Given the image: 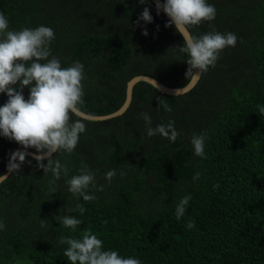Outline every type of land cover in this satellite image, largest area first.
<instances>
[{
	"label": "trees",
	"instance_id": "1",
	"mask_svg": "<svg viewBox=\"0 0 264 264\" xmlns=\"http://www.w3.org/2000/svg\"><path fill=\"white\" fill-rule=\"evenodd\" d=\"M207 3L215 6V19L189 26L190 33L231 32L238 39L192 91L164 95L139 82L123 115L106 121L71 116L86 130L72 153L54 156L66 165L67 176L52 184L51 172L44 174L26 156L20 172L0 184V221L6 225L0 230V264H71L63 255L68 246L59 239L80 238L85 230L103 241L102 250L142 264H264V114L258 109L264 106V0ZM145 7L152 22L137 25ZM0 13L8 18V30L40 25L54 30L51 55L62 67L75 61L84 66L81 111L87 114L118 111L134 77L150 76L172 88L192 79L186 77V55L172 49L183 46V36L174 25L165 26L169 18L157 14L150 0H0ZM23 95L28 98L27 87ZM158 98L171 112L159 107ZM7 99L0 93V106ZM141 113L149 114L153 128L174 121L177 140L148 137ZM201 132L208 137L206 158L196 156L190 142ZM20 148L0 135V175L7 173L9 154ZM82 165L95 174L90 202L73 196L65 182ZM113 169L109 182L105 174ZM185 195L192 199L177 220L174 204ZM78 203L82 215L67 211ZM64 215L82 223L65 228L55 219ZM190 220L192 229L186 226Z\"/></svg>",
	"mask_w": 264,
	"mask_h": 264
},
{
	"label": "clouds",
	"instance_id": "2",
	"mask_svg": "<svg viewBox=\"0 0 264 264\" xmlns=\"http://www.w3.org/2000/svg\"><path fill=\"white\" fill-rule=\"evenodd\" d=\"M141 4L145 0H140ZM157 14L163 12L170 18L166 27L175 26V30L184 38L183 46L174 47L179 53L185 54L187 65L186 77L197 79L208 68L215 67L220 52L226 47H235L237 36L234 33H219L210 31L199 36L189 32V26H197L202 21L215 19L216 9L207 0H165L163 4L157 0ZM149 9L144 8L136 24L140 21L152 22ZM8 18L0 13V93L7 94V101L0 106V135L9 140L16 141L24 149L34 148L36 153L32 158L37 161L38 168L44 174L51 172L55 184L61 174L67 176L66 165L54 156L58 152L72 153L79 141V136L86 130V125L80 120H71V116H79L81 106L84 104V90L82 81L85 79L84 66L79 61L70 66L62 67L60 59L51 55L50 44L55 39L54 30L40 25L36 28H22L19 31L8 30ZM147 36L146 29L142 32ZM49 57H51L49 59ZM198 69V72H194ZM29 89L28 98L23 95L24 88ZM159 99V98H158ZM159 107L166 112H171V107L166 101L159 99ZM259 112L264 114V106H258ZM145 122L148 137L159 135L175 142L180 133L175 128V122L169 120L167 124H158L153 128L151 117L148 113H141ZM207 133L193 134L191 145L194 154L206 158L204 148ZM27 151L16 150L9 154L7 172L19 173L21 165L25 162ZM47 160V164L43 163ZM31 163V161H28ZM121 176L125 173L121 172ZM116 176L115 169L108 171L105 178L111 182ZM9 176L0 175V183ZM200 179V173L193 175L195 182ZM68 191L75 197L83 198L90 202L95 197L89 194L91 185L96 188L95 174L82 165L78 175L67 179ZM219 185H214L218 187ZM103 186L96 190H102ZM192 199L185 195L175 202V217L180 220L186 212L187 205ZM81 215L85 209L82 203L76 209ZM65 228L75 230L82 223L75 216H55ZM46 224L41 219V227ZM187 228L192 229L194 222L189 221ZM6 225L0 221V230ZM60 244L68 247L63 251L71 264H142V261L133 257H123L115 250H102L103 241L90 230H85L80 238L60 237Z\"/></svg>",
	"mask_w": 264,
	"mask_h": 264
},
{
	"label": "water",
	"instance_id": "3",
	"mask_svg": "<svg viewBox=\"0 0 264 264\" xmlns=\"http://www.w3.org/2000/svg\"><path fill=\"white\" fill-rule=\"evenodd\" d=\"M154 5H156L157 0H150ZM159 2L161 4H163L164 2L162 0H159ZM161 12L167 17L169 18L164 12L163 10H161ZM170 19V18H169ZM190 32V31H189ZM198 69H194V72H198ZM203 74V73H202ZM202 74L197 78V79H191V81L189 82V84L183 88H172L169 87L165 84H163L162 82L158 81L157 79L150 77V76H145V75H141V76H137L132 78L128 84H127V96H126V101L123 104V106L116 112L109 114V115H105V116H95V115H90L87 114L83 111L80 112V115L78 117L85 119V120H89V121H106V120H110L116 117H119L121 115H123L130 107L131 103H132V99H133V90L134 87L139 83V82H146L150 85H152L154 88H156L159 92H161L164 95H170V96H181L184 94L189 93L190 91H192L196 85L199 83ZM20 151H27L29 153L28 156L32 157L33 154H35L34 152L28 150V149H24V148H20L17 149ZM16 151V150H15ZM11 173H6L5 175L10 176ZM1 184V183H0Z\"/></svg>",
	"mask_w": 264,
	"mask_h": 264
}]
</instances>
